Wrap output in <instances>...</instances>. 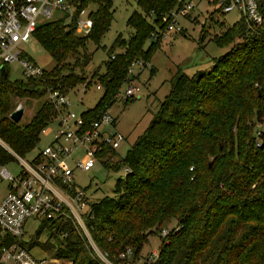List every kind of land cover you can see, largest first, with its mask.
Masks as SVG:
<instances>
[{"label": "trees", "instance_id": "1", "mask_svg": "<svg viewBox=\"0 0 264 264\" xmlns=\"http://www.w3.org/2000/svg\"><path fill=\"white\" fill-rule=\"evenodd\" d=\"M66 1L74 5L70 22L61 15L33 33L54 61L52 70L40 78L0 80V139L21 157L36 149L52 105L41 103L27 124L15 123L9 119L15 98L39 100L45 86L68 92L84 83L92 55L86 45L99 46L113 20L112 0ZM136 2L141 12L133 11L126 21L131 35L127 39L118 35L107 50L103 48L104 69L90 77L102 86V94L81 114L86 121L116 101L130 64L148 62L155 52L165 26L162 17L181 7L178 0ZM91 3L95 9L88 14L90 28L81 36L75 32L76 18ZM259 9L263 14L259 27L250 29L240 16L212 39L218 47L231 48L209 69L189 76L177 69L142 135L123 158L117 155L114 163L102 164L116 172L129 167L116 179L113 196L89 203L84 222L93 245L108 262L119 264L120 253L127 249L131 258H137L149 237L156 235L160 246L150 264H264V136L254 142L248 122L264 116V1ZM10 161L11 155L0 146V165ZM164 228L167 233L161 236ZM44 229L60 237L53 252L57 258L72 264H103L69 221H43L32 235L39 236ZM22 243L28 251L44 247L37 241Z\"/></svg>", "mask_w": 264, "mask_h": 264}, {"label": "built area", "instance_id": "2", "mask_svg": "<svg viewBox=\"0 0 264 264\" xmlns=\"http://www.w3.org/2000/svg\"><path fill=\"white\" fill-rule=\"evenodd\" d=\"M206 1L217 14L238 13L250 29L259 27L263 21L259 6L264 0ZM178 2L181 4L179 9L162 17L166 34L182 31L177 18L187 17L195 6L193 0ZM73 10L74 5L66 0H0V68L17 63L22 79L42 77L46 70L39 68L25 54L22 46L35 39L33 33L41 24L56 20L61 15H67L66 20L70 22ZM84 13V10L78 13L75 24V32L81 36H85L90 28L88 16L82 18ZM155 37L156 34H151V39ZM134 66L145 68L147 63L139 60L130 64L123 89L114 97L116 100L120 96L124 100L139 96L140 87L133 83ZM93 83L97 90L102 91L98 82ZM44 88L43 102L52 105V112L40 134L47 135L49 142L38 148L35 156L26 160L11 151L0 139V146L12 157L10 163L0 165V187L4 191L0 198V264L56 263L55 259L46 261L37 258L24 247V227L34 219L56 224L69 221L76 230L81 231L102 261L103 255L93 245L84 224L92 200L74 181V173L78 170L89 172L95 163H114L125 136L116 130V118L110 114L109 108L100 110L96 118L86 121L81 114L88 109L81 113L71 110L69 91L52 86ZM17 108L23 109L21 105H17ZM254 123V142L258 144L264 136V116L255 117ZM9 166H16L13 173L8 171ZM121 169L125 174L129 172L128 166ZM166 233L167 230L163 229L160 235ZM129 254L131 250L127 249L120 256L124 259ZM157 254H152L151 263Z\"/></svg>", "mask_w": 264, "mask_h": 264}, {"label": "rangeland", "instance_id": "3", "mask_svg": "<svg viewBox=\"0 0 264 264\" xmlns=\"http://www.w3.org/2000/svg\"><path fill=\"white\" fill-rule=\"evenodd\" d=\"M112 2L113 20L100 45L95 46L91 42L86 45V52L92 54L91 62L85 69L86 81L95 80H90L95 70L103 71L104 67L101 65L107 58L106 51L103 48L107 50L118 35L126 39L131 35L132 29L126 24L129 14L133 11L141 12L136 0H112ZM193 2L195 6L187 17L177 18V24L181 26L182 31L166 34L164 26L162 32L166 36L163 35L159 40L155 52L149 61L146 62L147 66L145 68L133 67V77L135 78L133 83L140 87L139 96L129 102H125L120 96L117 98L118 100L109 106L110 114L116 118L117 131L125 136V141L117 152L120 158L125 156L126 152L131 148L130 146L142 135L148 126L160 102L168 94L170 79L177 69H180L188 76L196 71H205L213 65L212 61L214 59L219 58L231 48L230 44L218 47L212 39L224 32L226 28L232 26L240 18V15L236 12L217 14L213 12L211 4H208L206 0H193ZM94 9L95 4H89V7L84 10L85 13L82 18L85 19L89 12ZM150 22L152 21L150 20ZM151 41L150 39L147 40L143 48L146 49ZM22 47L25 54L42 70L51 71L55 66L50 55L40 47L35 39L26 42ZM114 51L115 53L121 52L119 49H114ZM0 71V80L7 78L11 83L22 79L21 70L17 63H11L7 68L1 67ZM86 81L77 84L76 87L69 90V99L72 101L71 110L75 113L92 109L102 94L101 90L96 89L95 83L92 82V85L88 87ZM85 85L87 88H85ZM43 101V97L39 100L15 98L14 103L16 106L21 105L23 107L20 123L27 124L34 111L40 107L41 103H44ZM248 122L251 125H255L254 119H250ZM48 142L49 137L41 135L36 149L30 152L25 159L29 160V158L35 156L36 150L44 147ZM94 165V168L89 172H81L79 170L75 172L74 181L92 201L113 196V187L116 179L124 176V170L109 171L99 163ZM15 167L9 166L7 168L9 172L13 173L16 169ZM3 194V187H0V198ZM42 222V220L34 219L28 221L24 227L26 234L24 239L26 241L30 240L31 243L32 241H37L39 244L44 245V247L40 245L32 247L31 255L46 261L57 260L56 263L51 264H72L67 259L57 258L53 254L60 242V237L50 236V231L47 229H44L39 236H33ZM172 226H174V222L167 224L166 229L169 230ZM159 243L160 241L156 235L149 237L148 242L137 258H131L132 255L129 254L123 259L119 255V264H150V259L153 258L152 254L158 252ZM45 246L48 248H45ZM101 262L103 264H113L104 257Z\"/></svg>", "mask_w": 264, "mask_h": 264}, {"label": "water", "instance_id": "4", "mask_svg": "<svg viewBox=\"0 0 264 264\" xmlns=\"http://www.w3.org/2000/svg\"><path fill=\"white\" fill-rule=\"evenodd\" d=\"M23 115V109L22 108H17L15 110L12 111V113L9 115V119H11V121L18 123L21 121ZM211 166V162L208 163V167Z\"/></svg>", "mask_w": 264, "mask_h": 264}, {"label": "crops", "instance_id": "5", "mask_svg": "<svg viewBox=\"0 0 264 264\" xmlns=\"http://www.w3.org/2000/svg\"><path fill=\"white\" fill-rule=\"evenodd\" d=\"M117 130V129H116ZM57 261V260H56Z\"/></svg>", "mask_w": 264, "mask_h": 264}]
</instances>
